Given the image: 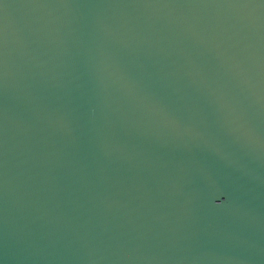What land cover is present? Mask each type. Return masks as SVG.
Listing matches in <instances>:
<instances>
[{
	"label": "water",
	"instance_id": "water-1",
	"mask_svg": "<svg viewBox=\"0 0 264 264\" xmlns=\"http://www.w3.org/2000/svg\"><path fill=\"white\" fill-rule=\"evenodd\" d=\"M0 264H264V0H0Z\"/></svg>",
	"mask_w": 264,
	"mask_h": 264
}]
</instances>
